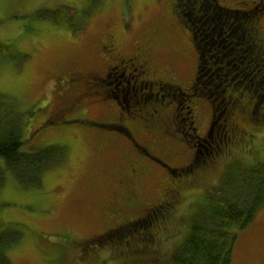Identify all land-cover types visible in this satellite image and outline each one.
<instances>
[{
  "label": "rangeland",
  "instance_id": "rangeland-1",
  "mask_svg": "<svg viewBox=\"0 0 264 264\" xmlns=\"http://www.w3.org/2000/svg\"><path fill=\"white\" fill-rule=\"evenodd\" d=\"M243 1L248 8L260 7L256 13L258 17L254 16L253 22L250 21L253 18L245 15L244 18L249 20L245 29L240 31L242 25L239 24L241 34L250 39L249 46L234 47L229 42L235 37L239 38L240 32H234L232 25L228 26L229 13L224 10L228 6L243 10ZM214 4L210 0L205 1L196 14L193 7L198 5L192 0H0V42L6 45L0 52V116L6 113L14 116L22 129L23 150H35L36 147L32 146H39L41 138H37L34 144L30 143L27 127L35 124L33 117L41 108L45 107L48 112L60 108L61 93L56 90L54 74L85 76L98 70L99 37L110 28L119 33L117 45L125 53H129L139 40L161 34L170 35L166 45L157 38L152 59L158 71L172 74L168 80L170 85L189 87L196 60L187 41L188 36L178 23L182 19L188 31L196 32L198 37L196 41L203 57L197 89L212 101L213 120L216 123L207 143L199 140L196 148L197 160L201 162L198 166L206 168H193L192 173L187 172L190 175L171 178L173 183H178L189 180L197 172L200 174L189 187L181 186L175 202L176 220L171 225L173 232H177V239L184 233L183 230L179 231L180 223L186 221L190 224V218L196 211L209 204L214 194L212 190L218 186L224 169L230 163L233 164L228 172L237 179L244 168L251 167V162L264 159V47L261 45L264 41V2L220 0L219 12ZM125 22L127 33H123L122 28ZM253 27L260 31V43L251 33ZM241 72L247 75L246 89L238 86L232 88L228 79L236 84L238 80L234 75ZM125 78L129 79L128 73ZM245 91L253 96L244 95ZM161 93L169 94L183 108L189 105L177 91L167 88L165 93ZM142 94L148 95L149 91L143 89ZM231 98L238 100V104H232ZM90 99L85 100L88 105L78 115L96 125L68 123L64 129L58 126L63 130L61 135L66 136L62 142L58 141L61 131L49 135L45 132L44 135L48 136L46 140L57 139L56 145H63L64 149L57 151L53 147L57 156L53 157L54 160L50 159L40 176L38 187L26 186L28 177L20 181L10 172H5V181L0 189V243L16 239L6 248L8 264H126L119 259L110 262L106 258L108 254L94 247L90 248L94 253L89 254L96 259L76 262L80 260L79 249L83 241L102 233L104 224L109 221L107 217H102L101 211L106 206L104 200L110 199L113 191L94 188V184L98 186L101 182L109 185L110 176L104 169L107 162L119 158H123L124 162L139 159L118 138L119 133L98 125L107 123L113 112L110 108H95ZM82 101H79L81 107ZM260 106L262 109H259ZM251 108L254 110L252 114ZM231 109L234 110L230 120L237 122V129L250 133L248 140L251 141L249 145L236 141L239 146L235 144L233 147L226 143L223 149L227 152L218 155L214 144L227 141L222 112ZM30 110L33 112L31 115ZM260 111L263 115H260ZM202 115L204 124L201 129L204 131L208 117L205 113ZM181 117L166 127L168 134L163 136V141L166 144L169 142V152L164 159L161 156L165 163L176 169L187 164L193 156L191 151L195 152L194 140L190 136L192 127L182 124L179 121ZM134 135L136 142L146 146L144 134L136 132ZM243 149H247L246 152ZM249 149L254 151L253 155L247 152ZM256 149L258 152L255 154ZM94 161L98 162L96 168L93 167ZM155 166L165 171L161 166ZM148 168L140 192L145 200L152 202L158 198L155 196L157 190L168 179L157 168ZM103 214L107 215L105 212ZM184 217L188 220H183ZM140 220L139 226L143 229L151 225V217L148 219L147 215ZM117 237L124 239L123 235ZM67 241L78 243L71 252L64 245L65 242L67 245ZM168 246L170 249L171 245ZM166 250L161 257L163 263L170 255ZM230 264H264V206L257 211L250 228L239 232Z\"/></svg>",
  "mask_w": 264,
  "mask_h": 264
},
{
  "label": "flooded vegetation",
  "instance_id": "flooded-vegetation-1",
  "mask_svg": "<svg viewBox=\"0 0 264 264\" xmlns=\"http://www.w3.org/2000/svg\"><path fill=\"white\" fill-rule=\"evenodd\" d=\"M205 1L207 0H192L194 4L198 5L197 7H193L195 8L196 14L199 12V6ZM210 1L215 3L214 5L218 7V11L221 10L219 7L220 0ZM178 23H180V28L185 30V34L188 36L187 41L195 54L196 62L189 87L182 88L180 86L170 85L171 83L168 80L170 81L172 74L169 71H158L152 59L151 53L156 49L154 45L156 44L157 38L166 45L168 44L170 35L161 34L160 36L139 40L135 42L133 49L129 53H125L117 45V39L120 36L119 33L116 32V29L110 28L99 37L98 51L100 52V68L85 76L76 74L61 76L56 72L54 79L57 82L56 90L58 93H61L60 108L54 112H48L45 107L41 108L33 117L35 124L32 127L30 126V128L27 127L28 141L30 143L34 144L37 138H41L38 143L39 146H32L36 147L35 149L47 150L58 146L63 150L64 148L61 145H56L55 140L57 139L53 141L46 140L48 138V136L44 135L46 131L47 135L50 133L56 134L61 131L58 141L62 142V139L66 136L61 135L63 130L58 126L64 129V126L68 125V123H88L96 125L97 123L81 118L78 115L88 105L85 102L88 98H91L89 102L95 108L111 109L113 116L109 118L107 123L98 125L119 133L120 136L118 138L129 147L132 154H137L139 159L137 161L127 160L124 162L123 158H119L116 161H108L104 169L107 170L110 176L109 185L103 184L102 182L98 186L94 184V188L97 187V190L105 189L106 192L113 191V196L110 199L107 198L104 200L107 208L105 206L106 209L104 208L102 210V212L107 214L106 216L103 214V218L105 219L107 217L109 220L104 224L108 235L111 233L115 234L120 226L127 224L126 222L131 223V220H140L146 215L149 218L150 215L148 214L161 206L160 203L163 201H167L164 206H169L170 208L178 200L181 185H187L189 187L191 182L199 178L195 176L183 183H173L170 175L166 171V166L168 165L161 159V156L164 159L169 152V142L166 144L163 141L165 139L163 136L168 134L165 129L169 124H174L178 121L180 115L182 117L179 121L182 124L192 127L190 136L194 140L196 147H198L199 140L207 143V138H210L212 128L216 123L213 120L214 114L212 112L214 110L212 101L206 98V96L204 97V93L197 89L200 85V62L203 57L202 52L199 50L198 42L196 41L198 37L196 32L194 33L192 31L190 33L188 31V27L182 19L178 20ZM125 24L127 22L122 23L123 33H127ZM254 32L260 36L258 28ZM176 40L178 41V39ZM261 45L264 47V41ZM118 73H120L119 76L117 75ZM126 73H128L129 79L125 78ZM167 88L179 92L189 105L183 108L180 106L181 103L177 104L174 99L170 98L169 94L161 93L162 91L165 93ZM143 89L148 90L149 94L143 95ZM195 91L199 93L195 94ZM79 101L83 102V107H81L82 104ZM183 109L187 110L182 112ZM194 110L198 111V113L193 112ZM233 110L231 109L229 111V118L227 117L223 121L230 132L229 137L231 140H238L239 138H236L234 133H239L236 127L237 124L230 122V116ZM252 112L253 108L250 109V114ZM202 113H205L206 117H208L205 122L204 131L201 129V126L204 124L202 122ZM75 115L78 117H73ZM136 132L145 135L146 146L136 142L137 140L134 135ZM150 134L161 136V138L151 136ZM159 139H162V141L159 142ZM238 143H242L241 140ZM219 144L223 143L219 142ZM219 144H214V148L217 151ZM197 152L198 150H196ZM196 157L193 151V156L186 165L177 169L169 166L168 168L174 172L177 170L179 172L178 176L181 175V172L192 173L193 168L190 166L197 168L199 165V160ZM155 164L161 166L165 171L158 169ZM97 166L98 162L94 161L93 167L96 168ZM148 166L162 171L168 179L163 187L157 190L155 196L158 198L152 202L145 200L144 195L140 192L142 189V179L149 170ZM107 188L109 190H106ZM136 214L138 215L134 216ZM161 227L162 225L156 223L155 226L149 228V231L158 232ZM69 243L75 244L74 241H67V245L66 242L64 245L67 247ZM135 249L138 248L136 247Z\"/></svg>",
  "mask_w": 264,
  "mask_h": 264
},
{
  "label": "trees",
  "instance_id": "trees-1",
  "mask_svg": "<svg viewBox=\"0 0 264 264\" xmlns=\"http://www.w3.org/2000/svg\"><path fill=\"white\" fill-rule=\"evenodd\" d=\"M256 1L264 2V0ZM219 7L221 9L220 5ZM228 7L229 8L224 10L229 13V23L227 22L228 26L232 25L233 31L237 30L240 32L242 28H246L249 21L244 18L245 15L248 14L253 18L250 20L253 22L254 16L258 17L256 13L259 11L260 6H254V8L252 7L248 10H238L237 8L232 9L230 6ZM219 19L220 17L218 13V21ZM239 24L242 25L240 31ZM254 30H256V27ZM246 32L247 31H245V33ZM251 33L257 37L256 41L260 43L257 33L255 34L254 31H251ZM238 36L239 38L235 37L233 41L229 42L231 46H249L250 39L245 36V34L242 35L240 32ZM227 38H229V36H227ZM5 47L6 45L0 42V52H3ZM246 77V73L241 72L234 75V78L238 80L236 84L232 80H228L232 88L238 86L246 89ZM247 94L253 96L250 92L245 91L244 95ZM230 100L232 104H238V100L234 101L233 98ZM262 102L264 103V97L262 98ZM259 109H262V107L260 106ZM31 111L32 110H30L29 115L33 113ZM228 115V111H223L222 120L227 119V117L229 118ZM260 115H263L261 111ZM235 123L237 124V122ZM236 127L239 126L236 125ZM21 131V126H19L14 116L7 115V113L4 116H0V189L5 181V172H10L15 178L18 180L20 179V181L21 178L28 177L26 186L38 187L40 185V176L49 165L51 161L50 159L54 160L55 158L53 157L57 156V153L53 151V149H47L45 152H43V150L36 152L24 151V144L20 137ZM238 131L239 133H234L236 138L239 139L231 140L229 137L230 132L226 126L225 132L227 134V141H220V143L223 144H219L220 146L218 145V155L220 152L221 154L227 152H225L226 149H223V145L226 143L233 147L237 144L235 143L236 141L241 140L243 144L249 145V142L251 141L250 139L248 140L250 133L243 129L240 130V128ZM196 148L197 147L195 146V156H197ZM55 149L57 151L60 150L58 147H55ZM246 150L247 149H243V152H246ZM251 150L252 149H249L247 152L252 153L251 155H253L254 151L252 152ZM193 151H191V153H193ZM256 152H258L257 149L255 150V154ZM200 163L201 162H199V164ZM251 163V167L244 168V172L237 179L233 177L232 173L228 172V168L233 163H230L226 170L224 169L225 172L223 173V176H221L218 186L212 190L214 194L211 195L209 204L205 208L201 207L196 211L197 213L190 218V224H187L186 221L180 223L179 231L183 230L184 233L182 235L180 234L177 239H175L177 232H173L171 225V222L173 223V221L176 220L174 209L176 203L170 208L169 206L167 207L160 203L161 206L148 214L151 217V220H149L151 225H149L147 229H143L139 226L141 220H133L131 223L126 222L127 226H120L115 234L111 233L108 235V232H106L107 229L104 226L102 233L88 241H83L84 244L79 249L81 252L79 254L80 256H78L80 257V260H76V262H88L89 260L93 261L92 259H96L93 255L89 254L94 253V251L91 250L94 247L108 254L106 258H108L107 260H111L110 262L119 259L126 264H140L141 262L145 264L232 263L233 247L239 232L250 228L257 211L264 206V159L260 162ZM184 165H186V163ZM190 167L194 168L192 166ZM197 168L201 169L206 167L198 166ZM167 172L171 178H174L179 174L177 170L174 172L172 169ZM180 174L181 175L178 176L179 178L184 177L185 175H190L191 173L187 174L181 172ZM195 176L199 177V172H197ZM101 214L103 217L102 211ZM180 220H182L181 216ZM183 220L188 219L184 217ZM156 223L162 225L158 232L149 231V228L155 226ZM120 235H123L124 239L117 237ZM1 237L2 236H0V238ZM111 237H115V239H111ZM10 240H3V242L0 243V264L9 263L6 256V248L16 239L13 238ZM74 242L75 244H68V251L71 252L74 246L78 244L76 241ZM168 245H171L170 249V246ZM136 247L138 249H135ZM165 250L166 253L170 252V255L167 260H165L166 262L163 263L161 257Z\"/></svg>",
  "mask_w": 264,
  "mask_h": 264
}]
</instances>
